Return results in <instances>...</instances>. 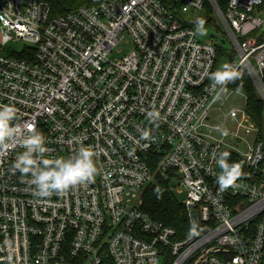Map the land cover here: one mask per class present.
Listing matches in <instances>:
<instances>
[{"label": "built area", "instance_id": "2783aa9c", "mask_svg": "<svg viewBox=\"0 0 264 264\" xmlns=\"http://www.w3.org/2000/svg\"><path fill=\"white\" fill-rule=\"evenodd\" d=\"M200 18L264 105V0H97L56 16L47 0H0V105L44 135L45 158L82 144L98 169L41 198L13 167L23 147L0 152V264H264V129L244 101L223 114L230 139L213 134L210 74L226 51L197 37ZM12 41L23 46L3 54ZM222 152L243 171L224 191ZM156 176L185 210L184 236L140 208Z\"/></svg>", "mask_w": 264, "mask_h": 264}, {"label": "clouds", "instance_id": "9594fccd", "mask_svg": "<svg viewBox=\"0 0 264 264\" xmlns=\"http://www.w3.org/2000/svg\"><path fill=\"white\" fill-rule=\"evenodd\" d=\"M197 31L200 35L206 34L203 18L196 20ZM242 73L237 67L224 64L215 72L210 74L212 90L216 91L213 102L221 99L226 92L227 85L241 79ZM218 89V91H217ZM243 90V85L236 88L237 93ZM149 120L159 118V113L154 109L147 113ZM17 119V109L14 105H0V152L14 147L18 142L24 151L18 154L14 161V169L22 175H29V183L34 186V192L41 198L52 195H63L72 188L82 186L94 180L98 173L95 157L96 152L91 146L81 144L79 149L67 158L58 157L55 159L45 158L49 151L46 147V138L35 129L34 125L22 126L14 123ZM221 135L227 136L228 130L221 126L216 127ZM143 139L149 138L147 131L142 133ZM228 152L219 155L217 163L221 169L217 176V183L221 191L235 187L236 182L243 176L240 163H229ZM194 233L195 229L190 230Z\"/></svg>", "mask_w": 264, "mask_h": 264}, {"label": "trees", "instance_id": "16d2710c", "mask_svg": "<svg viewBox=\"0 0 264 264\" xmlns=\"http://www.w3.org/2000/svg\"><path fill=\"white\" fill-rule=\"evenodd\" d=\"M50 7V15H62L81 6L95 4L97 0H47ZM242 73V72H241ZM243 85L240 93L245 95V110L253 120L264 129V105L245 73L241 79L228 84V87L236 91L239 85ZM140 208L152 219L172 227L177 237L189 232V224L185 210L170 186L168 179L155 177L154 181L146 186L142 196Z\"/></svg>", "mask_w": 264, "mask_h": 264}, {"label": "rangeland", "instance_id": "374dc122", "mask_svg": "<svg viewBox=\"0 0 264 264\" xmlns=\"http://www.w3.org/2000/svg\"><path fill=\"white\" fill-rule=\"evenodd\" d=\"M196 31H197V27H195ZM206 29V34L205 35H200L197 31V37L201 40H206L208 39L211 35H215V38L218 42H221L224 50L226 51V55H224V57H222L221 59H219L218 68H221L222 65L224 64H229L231 61H237V56L236 54L233 52V49L231 48V46L228 43V40L221 36L219 31L216 30L215 26H209V27H205ZM23 46L22 42H8L6 45H4L2 47V53L3 54H8L11 50H19L21 47ZM120 46H118L117 48H119ZM124 51H126V49L124 48ZM244 96L239 92L237 93V91H230L229 89L226 90V92H224L221 95V99L217 100L214 104L213 107L211 108V110L209 111V115H208V122L211 125H219L222 128H226L229 131H232L235 129V124L233 122L232 119L230 118H226L223 116V114L225 112H228L231 109L234 110H241L244 106ZM221 103V104H220ZM213 134L217 137H221V132L217 131V130H213ZM226 140L230 139V136L227 135L225 137ZM240 151L244 152L245 151V145H242L240 147Z\"/></svg>", "mask_w": 264, "mask_h": 264}]
</instances>
